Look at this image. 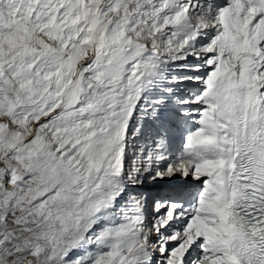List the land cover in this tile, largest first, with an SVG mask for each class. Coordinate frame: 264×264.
I'll return each mask as SVG.
<instances>
[{"label": "snow or ice", "instance_id": "6c2138e0", "mask_svg": "<svg viewBox=\"0 0 264 264\" xmlns=\"http://www.w3.org/2000/svg\"><path fill=\"white\" fill-rule=\"evenodd\" d=\"M0 264H264V0H0Z\"/></svg>", "mask_w": 264, "mask_h": 264}, {"label": "bare ground", "instance_id": "6f19581e", "mask_svg": "<svg viewBox=\"0 0 264 264\" xmlns=\"http://www.w3.org/2000/svg\"><path fill=\"white\" fill-rule=\"evenodd\" d=\"M165 115L166 114H164V113H162V115H161V120H164L165 119ZM158 124H159V122H156V123H152V122H149V123H147L146 125H145V134H144V136H141V137H139V138H137V139H135V140H133L132 141V144L133 145H139V144H141V143H143L144 141L143 140H145V136L146 135H148L149 134V136L152 134V133H154L156 130H157V127H158ZM174 129V128H173ZM142 138H143V140H142ZM166 154H171V153H166ZM129 156H131V151L129 152ZM178 178V177H177ZM190 180H192V179H190ZM190 183H192V185L191 186H182V188H183V191H184V189H187V188H192V190H190V191H195L196 190V188L198 187V184L195 182V181H191ZM160 183H157V184H155V185H152V186H148V185H145L144 187H142V188H140V189H138L139 191H141V192H145V193H147L148 195H151V190L155 187V186H157V185H159ZM176 188H178V186H176Z\"/></svg>", "mask_w": 264, "mask_h": 264}, {"label": "rangeland", "instance_id": "374dc122", "mask_svg": "<svg viewBox=\"0 0 264 264\" xmlns=\"http://www.w3.org/2000/svg\"><path fill=\"white\" fill-rule=\"evenodd\" d=\"M147 123H149V122H147ZM147 123H146V124H147ZM148 136H149V134H148V135H146L145 137H148ZM142 140H143V138H142ZM143 141H144V140H143ZM176 178H177V177H176ZM159 183H160V182H159Z\"/></svg>", "mask_w": 264, "mask_h": 264}]
</instances>
